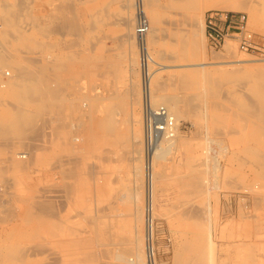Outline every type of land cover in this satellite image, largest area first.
I'll list each match as a JSON object with an SVG mask.
<instances>
[{"label":"rangeland","instance_id":"rangeland-1","mask_svg":"<svg viewBox=\"0 0 264 264\" xmlns=\"http://www.w3.org/2000/svg\"><path fill=\"white\" fill-rule=\"evenodd\" d=\"M253 1L257 2L260 12L257 25L251 22L248 12H236L247 13L249 28L264 37V0ZM135 2L0 0V33H8L0 38V264H93L88 254L91 256L96 251L107 255L105 251L108 250L118 254V248L127 249L133 245L135 235H139L141 245L145 244L144 216L147 212L140 55L136 39L131 40L133 43L127 41L130 30L124 26L131 18L134 38ZM155 2L161 25L155 43H149L150 53L157 64L152 86L154 103L162 105L164 94L181 98L178 105L183 117L180 119V134L186 141L192 142V146L183 148L180 154L172 150L164 162L166 168L160 175H163L162 178L158 176L153 218L155 264H192L199 261L202 264H264V169L256 165L255 158L243 152L235 155V152L238 153L235 128L241 127L236 122L235 113L242 112L235 107V100L240 99L238 95L241 93H250L238 87L243 80L235 78V73L222 75L220 71L223 68L229 70L230 65V69L235 68V63L227 61L253 59L258 62L261 57L241 53L234 41H228L222 52H213L208 46L204 29L205 15L210 10L202 15L192 7H172L167 0ZM66 4H72L73 8L71 5L70 10ZM19 14L21 16L18 17ZM64 22L66 27L72 23V29L78 28L66 29ZM49 23L57 27L53 33L46 34ZM53 27L52 30L55 29ZM16 31L30 35L31 39L16 44ZM192 39L196 41L191 44ZM47 44L54 49L49 50ZM133 45L137 52L134 63L129 60ZM229 45L234 48L232 55L226 50ZM14 56L17 65L27 67L25 69L29 72L45 67L50 56L65 62L68 74L62 76L65 80L69 78L67 81L73 85L66 89L69 93L65 92L70 101H77L73 104L78 107L68 114L70 122L65 126L73 146H66L62 150L59 143L54 142L60 135H57L58 129L53 127L56 125L49 123L45 110L35 111L36 105L42 104L41 96H31L30 100L31 94L27 93L22 97L20 88H27L24 85L27 81L22 80L17 89L3 88V83L8 80L3 73L11 71L12 75L15 74L11 68ZM223 56L227 57L224 59L226 63L219 59ZM29 57H32V61ZM37 62L42 65L36 68ZM66 62L71 65H66ZM159 67L166 68L160 70ZM248 73L264 81V64L255 63ZM209 81L214 86H210ZM131 82L136 84L140 100L135 112L141 122L131 123L129 127L132 131L136 129L138 141L142 142L137 148L138 154L131 153L128 144L123 141L122 144L112 142L110 145L111 141H103L94 123L100 121L103 114L80 108L86 103L90 105V97L98 92L107 98L113 94L119 95L124 104L126 89ZM157 83L165 87L162 92ZM42 114L45 117H41ZM118 119L120 134L124 136L128 132V124L123 122L131 120V117L121 112ZM254 120V126H262L256 119L252 122ZM92 122L95 126L91 125ZM252 128L253 125L250 131ZM5 129L10 133H5ZM263 136L255 144L263 141ZM261 152L264 155V149ZM22 154H29V163L19 158ZM62 158L74 162L72 166H64V169L71 167L74 171V179H66V183L72 184L73 188L67 194L63 188ZM135 158L140 160L134 161ZM238 158L247 163L240 166ZM19 159L25 163L22 165L24 170L17 165L18 162L22 163ZM138 169L141 175H137ZM159 169L157 165V172ZM191 175L200 179L203 184L201 189L192 190V186L188 185L186 179ZM33 201H49L54 207L51 216L41 213L39 218L29 219L26 210ZM138 210L139 219L136 221L134 215ZM50 223H54L56 229L53 227L51 231V227H48ZM70 230L74 233L71 234ZM104 232L107 234L104 235ZM105 257L100 258L101 264L108 263L109 258Z\"/></svg>","mask_w":264,"mask_h":264},{"label":"bare ground","instance_id":"bare-ground-1","mask_svg":"<svg viewBox=\"0 0 264 264\" xmlns=\"http://www.w3.org/2000/svg\"><path fill=\"white\" fill-rule=\"evenodd\" d=\"M29 1V0H28ZM158 1V0H157ZM68 2V1H67ZM128 2V1H127ZM22 3V2H21ZM171 4V6H183V7H192L195 8L196 10H198L202 15L205 13L206 10H220V11H225V12H236V11H246L249 13L250 15V19L251 22H253L254 25H257L260 21V12L258 10L257 7V2L253 1V0H167V4ZM33 4V2H32ZM157 3L155 2V0H136L135 2V8L136 9V26L135 29H137V20H138V13L139 10H141L142 12H144L145 16L147 17L148 21H149V31L145 36V41L147 43V46L149 48V43L153 44L156 41L157 38V33L159 31L158 28H160L159 26L161 25V18L159 16V13H157L156 10V5ZM72 4H66V6L70 7ZM133 5V4H132ZM131 5V8H133ZM130 6V4H129ZM128 6V8L130 9V7ZM172 6V7H173ZM56 7V6H55ZM63 7V6H62ZM67 7V8H68ZM73 8V5L71 6ZM70 7V10H71ZM22 8V7H21ZM25 8V6H24ZM30 8V7H29ZM59 8V7H58ZM66 8V7H65ZM7 10V9H6ZM20 10V9H19ZM68 11H70L69 9H67ZM63 11V10H62ZM18 12V11H17ZM67 12V11H66ZM16 13V12H15ZM61 13V12H60ZM12 14V13H11ZM10 14V16H11ZM67 15V13H66ZM14 16V15H13ZM21 16V14L18 15V17ZM23 16V15H22ZM17 17V18H18ZM15 18V17H14ZM64 18V17H63ZM31 19V18H30ZM72 19V18H71ZM16 20V19H15ZM53 20V19H52ZM56 21V20H55ZM69 21H73L70 20ZM134 21V20H133ZM132 21V22H133ZM67 22V21H66ZM68 23V22H67ZM73 23V22H72ZM72 23H70V25H68L67 27H69L68 29H72ZM16 24V23H15ZM54 24V22H53ZM65 26V22L63 23ZM2 25V24H1ZM55 25V24H54ZM52 25V23L47 24V27L45 29V33H53V31L56 30V27ZM75 25V24H74ZM35 26V25H34ZM38 27V25H36ZM54 26V27H53ZM76 26V25H75ZM74 26V28H75ZM124 26L128 29V31L130 30V33L127 34V41L129 40V42H131V40L136 39L137 42V47H138V36L135 30V37L133 38V35L131 34V18L127 19V21L125 22ZM52 27L54 30H52ZM66 27V29H67ZM76 28H78L76 26ZM75 28V29H76ZM40 29V28H39ZM44 29V28H43ZM51 29V31L49 32V30ZM72 29V30H75ZM42 30V29H41ZM7 33V32H6ZM6 33H0V38L1 37H5L7 34ZM128 33V32H126ZM203 33V31H202ZM45 35V34H44ZM156 36V38H155ZM28 39H31L30 35H26L24 33H19L16 31L15 36H14V40L15 43L17 44V42H19L20 44L26 43ZM195 40V39H194ZM193 39L191 40V44L194 41ZM134 41V40H133ZM196 41V40H195ZM10 42V41H9ZM11 43V42H10ZM133 43V42H131ZM130 43V44H131ZM195 44V43H194ZM197 44V43H196ZM3 45V44H2ZM136 45V44H135ZM19 46V45H17ZM25 46V44H24ZM47 48L49 50H51L53 48V46L47 44ZM4 47V46H3ZM2 47V48H3ZM27 47V46H26ZM1 48V47H0ZM17 48V47H15ZM19 48V47H18ZM5 49V47H4ZM54 49V48H53ZM135 46L133 45L131 48V51L129 53V60L134 63L136 58L135 56L137 55V52L135 50ZM17 50V49H16ZM129 50V49H128ZM139 50V47H138ZM228 54L232 55L234 53V48L232 45H229L228 48H226ZM19 51V50H18ZM150 51V50H149ZM4 52V50H3ZM6 52V51H5ZM4 52V53H5ZM9 52V51H8ZM17 52V51H16ZM21 52V51H20ZM236 52V50H235ZM10 53V52H9ZM220 53V52H219ZM23 54V53H22ZM31 54V53H30ZM245 54V53H243ZM7 55V54H6ZM5 55V56H6ZM17 55V53H16ZM235 55V54H234ZM245 55H249V54H245ZM8 56V55H7ZM22 56V55H21ZM31 56V55H30ZM251 56V55H249ZM11 57V55H10ZM4 58V57H3ZM14 61L12 62V70L14 71L15 74L12 75L11 71H6L5 73H3V76L5 74V76L7 77V81L4 82L3 84V88L5 87H19V83L23 80V82L27 81V83H24V85L27 88H20V93L23 95L25 94H31L30 97H36V96H41L42 98V104H37L35 107V111H41V110H45L48 118H49V123L51 124H55L56 126L58 125V127L53 126L55 128L58 129V132L56 131L57 129H55V131L58 133H56L57 135H59V137L57 138V142L59 143L61 149L63 150V148H67L66 146H73L72 143V139L69 136V134H66V124L70 122L69 118L70 115L68 117V114L75 108L78 109V107H76L73 102L74 101H70L68 99V96L66 94V92H68L66 89H69L68 86H70V88H72L71 83H69L70 80L68 79H64V77L62 76V74H68L67 72V68L65 71V62H62L61 59H58L56 56H50L49 58H47L48 62L46 63L45 67H39V69L37 68L39 64L37 62V66H35L37 68V70L34 69L31 70L32 72H29L27 69V67L23 68L21 66H18L17 63L15 62L16 57H13ZM23 58V56H22ZM31 58L32 61V57H29L28 59ZM9 59V58H8ZM25 59V58H24ZM38 59V58H36ZM218 59V58H217ZM219 59H222L224 61V59H227V57L223 56V57H219ZM27 60V59H26ZM25 60V61H26ZM35 60V59H33ZM40 60V59H39ZM46 60V59H45ZM4 61V60H3ZM41 61V60H40ZM39 61V62H40ZM226 61V60H225ZM224 61V62H225ZM20 62V61H19ZM30 62V61H27ZM26 62V63H27ZM3 63V62H2ZM75 63V62H74ZM226 63V62H225ZM227 63H235V68L234 69H230L231 65L229 66V70L228 69H220L222 75H228L229 73H235V78L241 79L243 80L242 82H240V85L238 86L239 88L244 89L246 91H248L250 94L246 95V94H239V100H235V107L239 110H241L242 112H236L235 113V118H236V122H239L241 124L240 129L235 128V138H237L238 143L236 144L237 148H238V153L235 152L236 154L240 153H244L246 156L251 157V158H255V163L257 166L261 167L264 169V155L261 152V149H264V140L260 141L258 144H255V141H259V137L264 135V81L259 80L260 77L259 76H254L248 73V71L251 69V66L254 65L255 63L257 64H264V59L260 58V61L258 60V62L256 60L253 59H248V60H237V61H227ZM5 64V61H4ZM11 64V63H10ZM70 64L68 62H66V65ZM95 64V63H94ZM98 64V63H97ZM215 64V63H214ZM219 64V63H218ZM42 65V64H41ZM71 65V64H70ZM75 65V64H74ZM207 65V64H206ZM7 66V64H6ZM40 66V65H39ZM69 66V65H68ZM204 66V65H203ZM218 66V65H216ZM224 67V65H222ZM227 66V65H226ZM10 67V66H9ZM34 67V66H33ZM67 67V66H66ZM105 67V66H104ZM219 67V66H218ZM42 68V69H41ZM161 68V67H159ZM166 68V67H164ZM164 68H161L160 70H164ZM228 68V66H227ZM245 68V69H244ZM33 69V68H32ZM69 69V68H68ZM233 70V71H230ZM2 71V70H1ZM65 71V73H64ZM70 71V70H68ZM2 73V72H1ZM70 73V72H69ZM141 73V71H140ZM66 74V75H67ZM107 74V73H106ZM72 75V74H71ZM134 76V75H133ZM155 71H154V75H153V79L155 77ZM230 77V76H229ZM210 78V77H208ZM20 79V80H19ZM182 79V78H181ZM231 79V78H230ZM73 80V79H72ZM181 81V80H180ZM183 81V80H182ZM215 81V79H214ZM184 82V81H183ZM215 84L217 83L216 81L214 82ZM214 83L211 81L208 82V84L210 86H214ZM70 84V85H69ZM44 85V86H43ZM136 84L134 82L130 83V86L128 88L127 94H126V99L124 98L123 100H126V102H124V104L121 102L122 97L115 96L113 94V96L107 98L104 94L102 93H97L96 96H92L89 98L90 101H88V99L86 101H88L90 103V105L86 104H82L83 106H81L80 108L83 109L85 108V110H87L86 112L90 111L91 113H97L99 112L103 114V118L100 121H95L94 123L96 124V126L98 127V133L99 136H101V138L103 139V141H111L109 143V145L113 142V144H117V143H121L122 141L125 144H128V147L131 153H136L138 154L139 149V143H142L141 141L139 142V135L136 134V129H133V131L129 128L131 127V123H140L141 121H139L136 112H135V107L136 104L140 103L139 100V94L137 93V89H136ZM182 85V84H181ZM184 85V84H183ZM21 86V85H20ZM28 86H31V88H29ZM43 86V87H42ZM77 86V85H76ZM152 86H153V80H152ZM159 86V87H158ZM139 87V86H138ZM157 87L159 90H163V87L161 86V84L157 83ZM162 87V88H161ZM183 87V86H182ZM161 88V89H160ZM165 88V87H164ZM186 88V87H185ZM221 89V88H220ZM66 91V92H65ZM184 91V90H183ZM69 93V92H68ZM105 93V92H104ZM40 94V95H39ZM107 94V93H106ZM70 95V94H69ZM111 95V94H110ZM141 95H142V85H141ZM72 95H70L71 97ZM31 98H28L30 100H32ZM36 99V98H34ZM181 98L175 97V96H169V95H163L162 96V105L165 106L170 113L174 116L175 120H176V125H177V129H176V133L175 136L173 138H169L164 140L158 147L157 150L155 151L152 159H151V171H150V177H149V183L147 181V175H146V162L144 165V178H145V185L146 186V229H145V244L141 245L140 242V237L139 235H135L134 236V240H133V245L127 249H119L118 248V254L112 253L111 250H108L109 252L105 251L106 253H108L107 255H105L104 252L101 253H97L96 251H94L91 256L88 254L87 257H89L91 259V261L93 262V264H101L100 258H104L105 256H107V259L109 258V261L107 264H155V260H154V247H153V218L155 215V190L157 189L156 186L159 183L158 182V176H160L162 174V171H165V160L166 157L169 153H171L172 150L176 151L177 154L182 153V149L183 148H190L192 146V142L191 141H186L180 134L181 132V126H180V119H182V114L178 108V105L180 103ZM201 99V98H200ZM29 100V101H30ZM111 100L110 103H108ZM113 100V102H112ZM116 100V102H115ZM152 100L154 103V94H153V87H152ZM83 101V100H82ZM108 101V102H107ZM190 101V100H189ZM188 101V102H189ZM77 101H75L74 103H76ZM191 103V102H190ZM189 103V105H191ZM155 104V103H154ZM193 104V102H192ZM11 105V104H10ZM13 105V104H12ZM11 105V106H12ZM199 105V104H198ZM75 106V107H74ZM80 106V105H79ZM157 106V105H156ZM15 107V106H13ZM140 107V106H139ZM192 109H194L195 107L191 106ZM198 108V107H197ZM196 109V108H195ZM23 110V109H22ZM21 110V111H22ZM191 110V109H190ZM78 111V110H76ZM75 111V112H76ZM84 111V110H83ZM137 111V110H136ZM23 112V111H22ZM32 112V111H31ZM74 112V113H75ZM89 112V113H90ZM125 115H130L131 120L129 121H125L123 123L128 124V129H127V134H125L124 136L122 134H120L122 131L119 130V115L121 114ZM131 112V113H130ZM194 112V111H191ZM30 113V112H29ZM77 113V112H76ZM19 113H17L18 115ZM71 114V113H70ZM44 114H42L41 117H43ZM73 116V115H72ZM78 116V115H77ZM192 116V115H191ZM45 117V116H44ZM79 117V116H78ZM90 117V114H89ZM141 117V116H140ZM20 118V117H19ZM56 118L58 120H56ZM91 118V117H90ZM21 119L23 120V118L21 117ZM25 119V118H24ZM43 119V118H42ZM253 119H256L258 124H262V126H254V122L255 120L252 122ZM141 120V118H140ZM25 121V120H23ZM41 121V119H40ZM39 121V122H40ZM45 121V120H43ZM93 121V120H92ZM42 122V121H41ZM92 122V126L94 124ZM23 124V123H22ZM42 124V123H40ZM90 124V123H89ZM94 124V126H95ZM121 124V123H120ZM253 125V128L250 131L251 125ZM39 125V124H38ZM37 125V126H38ZM23 126V125H22ZM35 125H33L34 127ZM45 126V125H44ZM52 126V125H51ZM66 126V127H65ZM21 127V126H19ZM18 127V128H19ZM32 127V128H33ZM40 127V126H38ZM137 127V126H135ZM8 128V127H7ZM23 127H21L22 129ZM31 128V129H32ZM48 128V127H47ZM46 128V129H47ZM50 128V127H49ZM134 128V127H133ZM45 129V128H44ZM53 129V128H52ZM50 129V130H52ZM70 129V128H69ZM24 130V128H23ZM42 130V129H41ZM49 130V131H50ZM138 130V129H137ZM7 131L6 129L4 130V132ZM9 131V130H8ZM7 131V132H8ZM26 131V130H25ZM30 131V130H29ZM27 131V132H29ZM33 131V130H32ZM53 131V130H52ZM51 131V132H52ZM246 133H245V132ZM21 132V130L19 131ZM37 132V131H36ZM125 132V131H124ZM2 133V131H1ZM6 133V132H5ZM10 133V131L8 132ZM23 133V132H22ZM26 133V132H24ZM31 133V132H30ZM38 133V132H37ZM41 133V132H40ZM54 133V132H53ZM62 133V134H61ZM141 133V132H140ZM143 133H144V129H143ZM55 134V133H54ZM72 134V133H71ZM24 135V134H23ZM22 135V136H23ZM26 135V134H25ZM30 135V134H29ZM44 135V134H43ZM42 135V136H43ZM122 135V136H121ZM141 135V134H140ZM6 137H8L7 135H5ZM72 136V135H71ZM5 137V138H6ZM11 137V136H10ZM17 137V136H16ZM15 137V138H16ZM39 137V136H38ZM44 137V136H43ZM264 137V136H263ZM262 137V138H263ZM13 138V139H15ZM35 138V136H34ZM2 139V138H1ZM30 139V138H29ZM51 141V136L49 138ZM77 139V138H76ZM100 139V138H99ZM142 139V138H141ZM17 140V139H16ZM22 140V139H19ZM23 140H24V136H23ZM27 140V139H26ZM56 140V139H55ZM262 140V139H260ZM12 141V140H10ZM48 141V142H49ZM263 142V143H262ZM106 144V143H104ZM112 144V145H113ZM54 145V144H53ZM52 145V146H53ZM64 147H63V146ZM143 145H144V136H143ZM142 145V146H143ZM6 146V145H5ZM4 146V147H5ZM3 147V146H2ZM51 147V146H50ZM263 147V148H262ZM47 148V147H46ZM49 148V147H48ZM126 149V150H127ZM44 150V149H43ZM22 153V152H21ZM20 153V154H21ZM31 153V152H30ZM29 153V154H30ZM73 153V152H72ZM175 153V154H176ZM29 154H22L19 158H22L23 161L28 159V155ZM34 154V153H33ZM19 155V153H18ZM32 155V154H31ZM34 156V155H32ZM120 156V155H119ZM176 156V155H175ZM68 157V156H67ZM70 157V156H69ZM107 157V156H106ZM69 159V158H68ZM20 160V159H19ZM36 160V159H35ZM34 160V161H35ZM61 160V159H60ZM117 160V159H116ZM121 160V159H120ZM140 158H135L134 161H139ZM21 161V160H20ZM28 161V160H27ZM58 161V160H57ZM68 161V162H67ZM65 161L63 158L60 161L61 166H62V174H63V180L65 181L64 183V189L67 191L66 194L70 191H72V184L70 183H66V179L67 180H71L72 178V174H74L73 170L70 169L71 167H68L70 170L64 169V166H68L69 164L73 165V163H71V160H67ZM122 161V160H121ZM120 161V162H121ZM144 161H145V149H144ZM22 162V161H21ZM18 167L21 168L20 170H24L22 165H25V163H20ZM29 163V161H28ZM104 163V162H103ZM238 163L240 166H244L247 162L245 160V164H244V159L242 158H238ZM28 165V164H26ZM71 165V166H72ZM112 165V164H111ZM159 166V171L157 172L156 170V166ZM26 167V166H25ZM23 168V169H22ZM28 168V167H27ZM105 168V167H104ZM139 168V167H138ZM141 169V168H140ZM140 169H138L139 174L137 175H141L140 173ZM3 170L5 171V169L3 168ZM73 171V172H72ZM163 171V172H164ZM61 174V176H62ZM196 175V174H195ZM163 176V175H162ZM162 176H160L162 178ZM262 176V175H261ZM263 177V176H262ZM74 179V178H72ZM164 179V177H163ZM162 179V180H163ZM160 183H161V179ZM187 181H189L188 185L192 186V190L195 188L201 189L200 187L203 186V184H201V182L199 181L200 179H198L197 176L191 175L188 179H186ZM186 181V182H187ZM163 182V181H162ZM185 182V183H186ZM229 182V181H228ZM164 183V182H163ZM184 183V184H185ZM187 184V183H186ZM232 185V184H231ZM186 186V185H185ZM184 186V187H185ZM191 186H189L191 188ZM75 189V188H74ZM119 189V188H118ZM115 190V189H114ZM264 190V189H263ZM185 191V190H184ZM257 191V190H256ZM260 191V190H259ZM117 192V191H116ZM188 192V191H187ZM249 192V191H248ZM252 192V191H251ZM261 192H258V195H260ZM264 193V192H263ZM257 194V192H256ZM70 195V194H69ZM137 196V195H136ZM134 196V197H136ZM66 197V196H65ZM260 197V196H259ZM57 199V198H56ZM20 200V199H18ZM23 200V199H22ZM44 200V199H42ZM49 200V198L47 199ZM135 200V198H134ZM15 202V201H14ZM21 202V201H20ZM19 202V203H20ZM4 203V202H3ZM17 203V202H16ZM28 203V202H27ZM65 203V202H64ZM110 206V205H109ZM15 207V206H14ZM9 208V207H8ZM53 205L47 201H43L41 202H34L33 203H29L28 209L26 210L27 215L30 218H36L38 216L39 218V214L44 216V215H50L53 211ZM111 208V206H110ZM139 208V207H138ZM137 208V209H138ZM177 209V208H176ZM6 211V210H5ZM14 212V211H12ZM134 212V211H133ZM138 213H135L134 215V219L137 221L139 219V210L137 211ZM193 212V211H192ZM5 213V212H4ZM7 213V211H6ZM5 213V216H6ZM196 214V212H194ZM200 213V212H198ZM16 214V213H15ZM8 215V214H7ZM14 215V214H13ZM10 216V215H9ZM47 216V218H48ZM151 216V217H150ZM2 217V215H1ZM12 217V216H11ZM14 217V216H13ZM59 217V216H58ZM96 216H94V219ZM106 217V216H105ZM3 218L4 214H3ZM7 218V217H6ZM27 218V217H26ZM45 218V217H44ZM69 218V217H68ZM75 218V217H74ZM194 218V217H193ZM73 219V218H72ZM72 219L70 221H72ZM92 219V217H91ZM40 220V219H39ZM38 220V221H39ZM93 220V219H92ZM145 220V219H144ZM25 221V220H24ZM29 221V220H28ZM61 221V220H60ZM68 221V222H70ZM96 221V220H95ZM54 222V221H53ZM63 222V221H62ZM145 222V221H144ZM65 223V221H64ZM63 223V224H64ZM72 223V222H71ZM94 223V222H93ZM58 224V223H57ZM83 224V223H82ZM96 224V222H95ZM135 224V223H134ZM48 227H51V231L52 229H54L53 227H55L54 223H50L48 224ZM66 225V224H65ZM91 225V224H90ZM59 226V224L57 225V227ZM70 227V226H69ZM62 228V227H60ZM68 228V226H67ZM71 228V227H70ZM107 228V227H105ZM135 228V227H134ZM46 229V228H45ZM49 229V228H48ZM56 229V227H55ZM203 229V228H202ZM59 230V228H58ZM107 230V229H106ZM61 231V229H60ZM64 231V230H62ZM68 231V229H67ZM135 231V229H134ZM138 231V229H137ZM139 232V231H138ZM70 233H72V231L70 230ZM102 233V232H101ZM109 233V232H108ZM107 234L104 232V235ZM108 238V237H107ZM89 241V240H88ZM131 241V240H130ZM132 242V241H131ZM71 243V242H70ZM128 243V242H127ZM132 244V243H131ZM117 245V244H116ZM129 245V244H128ZM81 246V245H80ZM50 251V250H49ZM72 252V251H71ZM205 257V256H204ZM18 258V257H17ZM22 258V257H21ZM62 258V257H61ZM106 258V257H105ZM194 258V257H193ZM25 259V258H24ZM23 259V260H24ZM80 259V258H79ZM82 259H84V257H82ZM17 260V259H16ZM81 260V259H80ZM197 260V258H196ZM195 260V261H196ZM22 262V261H21ZM191 262V261H190ZM103 264V263H102ZM192 264H202L200 261L198 263H192ZM211 264V263H210Z\"/></svg>","mask_w":264,"mask_h":264},{"label":"built area","instance_id":"built-area-1","mask_svg":"<svg viewBox=\"0 0 264 264\" xmlns=\"http://www.w3.org/2000/svg\"><path fill=\"white\" fill-rule=\"evenodd\" d=\"M137 22L144 149L146 175L149 183L151 159L157 147L164 140L175 136L177 125L174 116L165 106H156L153 103L152 80L157 64L145 41V36L149 31V21L141 10H139ZM204 29L208 46L213 52H222L228 41H234L241 53L257 55L264 59V37L258 36L249 28L247 13L210 10L205 15Z\"/></svg>","mask_w":264,"mask_h":264}]
</instances>
